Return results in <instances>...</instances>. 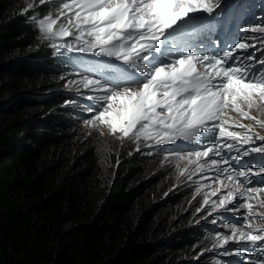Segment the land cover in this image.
<instances>
[{
	"label": "snow or ice",
	"instance_id": "6c2138e0",
	"mask_svg": "<svg viewBox=\"0 0 264 264\" xmlns=\"http://www.w3.org/2000/svg\"><path fill=\"white\" fill-rule=\"evenodd\" d=\"M38 4L55 7L42 17L31 16L54 50L104 58L77 72L78 81H68L87 92L85 100L90 103L84 106L88 116L83 123L162 148L165 158L186 161L181 175L195 165L189 179L200 174L212 181L198 212L206 211V218L216 224L217 216L245 210L241 227L221 221L220 227L229 232L217 230L213 248H223L225 256L239 255L247 249L237 246L233 251L225 245L242 242L253 253L260 252L251 264H264V227L255 224L264 219V212H254L249 202L255 200L264 208V200L258 198L264 193V159H256L264 157V134L253 126L264 129L260 118L264 51L257 49L259 57L247 52L255 48L248 42L255 37L232 38V13L243 0H38ZM36 6L29 5L24 14ZM236 31L264 33V20L257 24L253 17L249 27ZM254 110L259 115H252ZM177 142L195 148H180ZM202 187L197 184L196 191Z\"/></svg>",
	"mask_w": 264,
	"mask_h": 264
},
{
	"label": "trees",
	"instance_id": "16d2710c",
	"mask_svg": "<svg viewBox=\"0 0 264 264\" xmlns=\"http://www.w3.org/2000/svg\"><path fill=\"white\" fill-rule=\"evenodd\" d=\"M27 2L0 0V264H187L180 198L161 200L152 160L120 162L117 143L78 134L69 95L43 97L64 84Z\"/></svg>",
	"mask_w": 264,
	"mask_h": 264
},
{
	"label": "rangeland",
	"instance_id": "374dc122",
	"mask_svg": "<svg viewBox=\"0 0 264 264\" xmlns=\"http://www.w3.org/2000/svg\"><path fill=\"white\" fill-rule=\"evenodd\" d=\"M50 12H55L54 6H51ZM44 15L46 14H41L39 16L42 17ZM32 24L35 27H37L34 23ZM43 39L45 38L43 37ZM62 78L68 83L69 80L78 81L80 77L77 75H73V76L62 75ZM62 88L64 89V87ZM67 88L72 93L77 95L78 98L85 99L87 92L82 87L78 89L76 85H70L68 83ZM82 113L84 115L80 118V127H78L79 135H81L82 138H87L89 136H98L99 142L104 141L107 143H115V142L118 143L119 151H121V154H123L120 162H123L129 156H135V155H139L143 157H149V156L152 157L154 159L155 167L151 172L149 179L152 178L157 179V183L159 184L157 188L160 191L165 190V192H163V195L161 196L162 197L161 200H166L167 198L171 199L174 197H177L176 199L180 198V200H178L177 205L175 201L176 213L173 220L176 221L177 223L182 221L183 224H186L188 226L197 225V227H199L198 231L201 229L203 231V235H201L202 239L211 244L209 248L210 250L224 251L223 248H213V244L216 242L217 230H219L225 235L228 234L229 232L228 229H223L220 227L222 221L221 216H217L216 217L217 223L213 224L211 223V218H206V211H201V212L197 211V209L203 207L202 198L205 192L210 191V188H208L207 185H210L212 183L211 180L205 179L200 174H194L192 176V179H189L188 178L189 173L193 172L195 165L188 166V171L185 172L183 175H181V172L186 166V161L184 160L176 161L174 157L165 158L166 153L163 151L162 148L146 147L145 146L146 142L143 139H140L138 142H136L133 139L127 137L121 138L120 133H117L116 135H112L106 129L93 128L92 126L85 125L83 121L88 116L87 112L85 111V108H83ZM228 115L230 116L231 114ZM235 115L236 114L232 113L231 116L235 117ZM226 119H228V116H226ZM240 122L244 124L253 123L252 121L247 119H240ZM229 123H233V121L229 120ZM253 126L255 127L256 131L260 132L261 134H264V129L260 128L257 125H253ZM79 143H81V141ZM138 147H139V151H137ZM101 148H102L101 145H99L96 147V150H102ZM206 175L212 177L215 175V173L207 172ZM197 184L204 185V187H202L199 192L196 191ZM258 198L264 200V196ZM253 205H254L253 208L254 212L257 213L264 212V208L259 207L256 201H254ZM244 211H245L244 209H241L240 213H227L225 215L229 217L231 216L232 221H229L230 224L236 223L237 227H241L242 225L241 213H243ZM224 223H228V222H224ZM255 224L264 227V219H256ZM66 228H68V226H66ZM237 245L238 244L229 242V244L225 245V247L234 250L237 247Z\"/></svg>",
	"mask_w": 264,
	"mask_h": 264
},
{
	"label": "clouds",
	"instance_id": "9594fccd",
	"mask_svg": "<svg viewBox=\"0 0 264 264\" xmlns=\"http://www.w3.org/2000/svg\"><path fill=\"white\" fill-rule=\"evenodd\" d=\"M161 194H163V192ZM177 204H178V201H177ZM212 253H216V255L213 258V264H229L230 263L229 261H231L232 256H233V264H238V262H239L238 255L237 254H235V255L233 254L231 256H225V255H223V251H219V250H215V251L208 250V255H210ZM209 258L210 257H208V259ZM226 258L229 259L228 262H226L224 260ZM187 260H190V262L192 261L191 259H185V262H189ZM191 264H207V261L206 260L204 261V259H203V260H200V261L191 262Z\"/></svg>",
	"mask_w": 264,
	"mask_h": 264
},
{
	"label": "bare ground",
	"instance_id": "6f19581e",
	"mask_svg": "<svg viewBox=\"0 0 264 264\" xmlns=\"http://www.w3.org/2000/svg\"><path fill=\"white\" fill-rule=\"evenodd\" d=\"M231 115H232V113H230ZM252 115H259L255 110L251 113ZM230 115V116H231ZM264 116H261L260 118H263ZM226 217H227V219H230L231 218V216L229 217V216H227V215H224L223 217H221L222 218V220H223V222H229V221H232V220H229V221H226ZM221 221V220H220ZM233 222H234V219H233Z\"/></svg>",
	"mask_w": 264,
	"mask_h": 264
}]
</instances>
